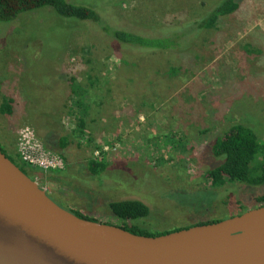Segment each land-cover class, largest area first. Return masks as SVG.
<instances>
[{
    "label": "rangeland",
    "instance_id": "374dc122",
    "mask_svg": "<svg viewBox=\"0 0 264 264\" xmlns=\"http://www.w3.org/2000/svg\"><path fill=\"white\" fill-rule=\"evenodd\" d=\"M219 1L69 0L92 8L112 29L149 39L171 36L177 43L176 50L130 58L94 23L60 17L51 8L0 22V98L11 95L18 108L13 117L0 115V145L20 165L22 128L37 133L33 126L48 116L69 132L63 78L96 75L100 83L91 101L102 106L98 113L104 118L96 117V109L90 114L94 141L87 147L110 165L101 176H89L84 162L43 176L29 172L55 204L101 223L152 233L253 209L250 202L264 196V188H213L206 171L219 162L207 148L235 123L264 140V0H242L215 29L195 30L193 22ZM172 66L181 69L178 76L169 71ZM185 104L187 112L181 111ZM198 129L208 130L203 135ZM170 131L179 134L184 150L167 143ZM209 191L216 194L214 202ZM125 200L147 205L149 217L118 222L106 205Z\"/></svg>",
    "mask_w": 264,
    "mask_h": 264
},
{
    "label": "water",
    "instance_id": "95a60500",
    "mask_svg": "<svg viewBox=\"0 0 264 264\" xmlns=\"http://www.w3.org/2000/svg\"><path fill=\"white\" fill-rule=\"evenodd\" d=\"M0 264H264V206L134 235L62 209L0 149Z\"/></svg>",
    "mask_w": 264,
    "mask_h": 264
},
{
    "label": "trees",
    "instance_id": "16d2710c",
    "mask_svg": "<svg viewBox=\"0 0 264 264\" xmlns=\"http://www.w3.org/2000/svg\"><path fill=\"white\" fill-rule=\"evenodd\" d=\"M241 2L242 0H220L213 11H210L208 15L206 13L203 14L193 22L195 30L199 32L200 30L215 29L222 18L233 15L239 10ZM45 7L51 8L57 15L63 18L94 23L106 34V36L114 41L116 44L114 49L120 55L124 54L128 58L131 56L139 57L144 54L147 56L155 55L158 51L163 52L178 49L176 48L177 43L173 42V39L170 38L171 36L149 39L127 31L112 29L102 22L100 16L92 8L71 4L69 0H0V22H10L24 12H31ZM138 48L139 50H137ZM251 52L253 53L254 51ZM251 52L248 54H251ZM254 53L258 54L260 51H255ZM127 61L129 63V60ZM85 63L87 64L89 61H85ZM169 71L175 76H178L181 69L172 66L169 68ZM94 76L87 74L84 76V79L81 76L75 75L68 76L66 79L65 77L63 78L62 85L65 95L70 98L65 107V114L72 124V128L69 132H66L63 126L57 127V123L51 122L48 116H46V121H39L38 125L36 127L33 126V128L37 130V133L35 132L36 137L47 151L57 155L63 160L65 169H67L71 163L76 164L78 162H84L89 176H101L107 171L110 165L109 161L98 159L94 153L84 148V144L81 143L83 139L87 141V145H92L94 138L91 136L92 133H87L88 127L86 120L88 115L90 116L95 108L102 107L99 103L91 101L92 90L96 89L100 83L99 77L96 76L98 78L96 80ZM189 109L190 105L185 104V109L181 111L187 112ZM17 112V102L14 97L5 94V97L2 96L0 98L1 116L10 118L15 116ZM180 114L186 117L185 114ZM181 118L185 120L183 117ZM192 122L193 121L188 120L185 124L187 126H194ZM207 130L208 129L199 130L198 133L204 135L207 133ZM171 134L172 135L168 138L169 142L167 143L172 145L173 150L177 148L184 150L179 134L177 135L173 131ZM0 149L2 153L28 177H30L29 172L42 176L47 173L21 162L18 158L20 165L16 164V159L9 155L4 147L0 145ZM208 149L212 157L219 162L216 166H208L209 169L206 171V177L210 180L213 188H222L226 184H238L249 189L264 188V140L259 138L252 129L241 124H232L214 139L212 144L208 146L207 150ZM99 151L101 155H104L102 149H99ZM204 160L207 162L205 158ZM200 190L207 191L201 188ZM211 193L213 194L212 200L214 202L216 194L214 192ZM212 203L208 207V210L211 209ZM250 204L253 208L264 206V196L254 198ZM106 206L111 216L122 223L146 219L150 215L149 207L138 200L109 201ZM184 210L188 211V209ZM205 211L206 209H199V213L203 214ZM242 211L240 214L244 213L246 210ZM69 212L77 217L99 222L84 217L77 212ZM233 216L236 215L232 214L230 217ZM218 221L221 220L200 221L191 226L212 224ZM106 224L115 225L109 222ZM115 226L134 235L147 237H157L181 230L174 229L167 232L152 233L136 227H127L120 224ZM191 226L183 229H187Z\"/></svg>",
    "mask_w": 264,
    "mask_h": 264
},
{
    "label": "built area",
    "instance_id": "2783aa9c",
    "mask_svg": "<svg viewBox=\"0 0 264 264\" xmlns=\"http://www.w3.org/2000/svg\"><path fill=\"white\" fill-rule=\"evenodd\" d=\"M17 152L23 163L43 172L62 171L65 168L63 160L47 151L29 127L22 128L18 134Z\"/></svg>",
    "mask_w": 264,
    "mask_h": 264
},
{
    "label": "crops",
    "instance_id": "0c3cea01",
    "mask_svg": "<svg viewBox=\"0 0 264 264\" xmlns=\"http://www.w3.org/2000/svg\"><path fill=\"white\" fill-rule=\"evenodd\" d=\"M96 109V117L97 118H100V119H102V118H104V113H102V110H101V113L99 114L98 113V110H99V108H95ZM94 111V110H93ZM93 111L91 112V114L93 115ZM91 121H92V119L90 118V116L88 115V117H87V120H86V122H87V127H88V130H87V133H91V125H90V123H91ZM72 128V127H71ZM70 131V130H69ZM100 138H104V136L102 135ZM81 142V141H80ZM82 143V142H81ZM82 144H84V143H82ZM83 147L85 148H87L88 149V147H87V143H85L84 145H83ZM89 150V149H88ZM91 153H93L92 151H91Z\"/></svg>",
    "mask_w": 264,
    "mask_h": 264
}]
</instances>
